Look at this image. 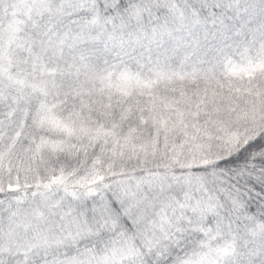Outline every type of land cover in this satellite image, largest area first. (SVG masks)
I'll return each mask as SVG.
<instances>
[{"label": "snow or ice", "instance_id": "1", "mask_svg": "<svg viewBox=\"0 0 264 264\" xmlns=\"http://www.w3.org/2000/svg\"><path fill=\"white\" fill-rule=\"evenodd\" d=\"M0 264H264V0H0Z\"/></svg>", "mask_w": 264, "mask_h": 264}]
</instances>
